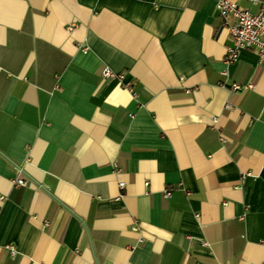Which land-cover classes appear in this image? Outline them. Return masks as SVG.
I'll return each instance as SVG.
<instances>
[{"label":"crops","instance_id":"obj_1","mask_svg":"<svg viewBox=\"0 0 264 264\" xmlns=\"http://www.w3.org/2000/svg\"><path fill=\"white\" fill-rule=\"evenodd\" d=\"M217 18L0 0V264H264V60Z\"/></svg>","mask_w":264,"mask_h":264},{"label":"built area","instance_id":"obj_2","mask_svg":"<svg viewBox=\"0 0 264 264\" xmlns=\"http://www.w3.org/2000/svg\"><path fill=\"white\" fill-rule=\"evenodd\" d=\"M257 4L255 0H252ZM217 19L221 26H224L229 34V46L224 55L226 63L234 62L238 57L240 50L246 49L253 51L258 62L264 60V4H260L256 13H251L248 9L237 5L229 0H214ZM103 79H121V75L112 72L107 68L101 70ZM246 87H251L250 84ZM241 87L231 85L229 90L236 91ZM12 184L15 186H25L26 180L20 177L13 179ZM123 182L118 183V187L122 188ZM170 195V190L164 191V197ZM3 198L0 196V200ZM10 254H14L12 246H8Z\"/></svg>","mask_w":264,"mask_h":264}]
</instances>
